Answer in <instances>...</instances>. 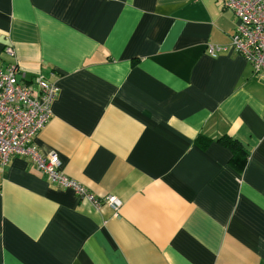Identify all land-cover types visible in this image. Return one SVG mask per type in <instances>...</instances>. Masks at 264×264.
<instances>
[{
    "label": "crops",
    "instance_id": "1",
    "mask_svg": "<svg viewBox=\"0 0 264 264\" xmlns=\"http://www.w3.org/2000/svg\"><path fill=\"white\" fill-rule=\"evenodd\" d=\"M234 28L221 0H0V65L59 86L38 150L122 201L12 156L0 264H264V76L207 50Z\"/></svg>",
    "mask_w": 264,
    "mask_h": 264
},
{
    "label": "built area",
    "instance_id": "2",
    "mask_svg": "<svg viewBox=\"0 0 264 264\" xmlns=\"http://www.w3.org/2000/svg\"><path fill=\"white\" fill-rule=\"evenodd\" d=\"M221 5L232 10L235 28L228 44H209L208 53L215 57L232 50L246 60L254 74L264 76V0H221ZM58 93L59 86L41 75L27 80L15 65H0V166L14 155L28 157L50 183L70 188L96 206L104 201L118 209L122 202L118 197H97L60 169L57 154L38 150L35 138L49 122Z\"/></svg>",
    "mask_w": 264,
    "mask_h": 264
},
{
    "label": "trees",
    "instance_id": "3",
    "mask_svg": "<svg viewBox=\"0 0 264 264\" xmlns=\"http://www.w3.org/2000/svg\"><path fill=\"white\" fill-rule=\"evenodd\" d=\"M224 145L230 148L232 160L242 166L248 159V150L237 139L223 135L219 138Z\"/></svg>",
    "mask_w": 264,
    "mask_h": 264
}]
</instances>
